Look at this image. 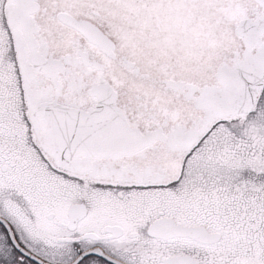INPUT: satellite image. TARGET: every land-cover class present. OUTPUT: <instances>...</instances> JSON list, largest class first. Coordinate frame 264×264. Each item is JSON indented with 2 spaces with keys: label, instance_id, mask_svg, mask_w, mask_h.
<instances>
[{
  "label": "snow or ice",
  "instance_id": "obj_1",
  "mask_svg": "<svg viewBox=\"0 0 264 264\" xmlns=\"http://www.w3.org/2000/svg\"><path fill=\"white\" fill-rule=\"evenodd\" d=\"M0 264H264V0H0Z\"/></svg>",
  "mask_w": 264,
  "mask_h": 264
}]
</instances>
